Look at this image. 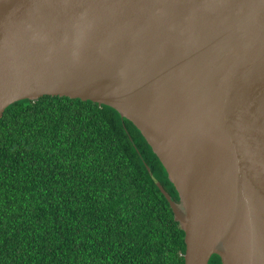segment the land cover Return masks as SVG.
Returning <instances> with one entry per match:
<instances>
[{
    "label": "water",
    "instance_id": "obj_1",
    "mask_svg": "<svg viewBox=\"0 0 264 264\" xmlns=\"http://www.w3.org/2000/svg\"><path fill=\"white\" fill-rule=\"evenodd\" d=\"M44 96L140 132L184 264H264V0H0V119Z\"/></svg>",
    "mask_w": 264,
    "mask_h": 264
},
{
    "label": "trees",
    "instance_id": "obj_2",
    "mask_svg": "<svg viewBox=\"0 0 264 264\" xmlns=\"http://www.w3.org/2000/svg\"><path fill=\"white\" fill-rule=\"evenodd\" d=\"M178 195L112 108L44 96L0 119V264H184ZM208 264H221L212 256Z\"/></svg>",
    "mask_w": 264,
    "mask_h": 264
}]
</instances>
